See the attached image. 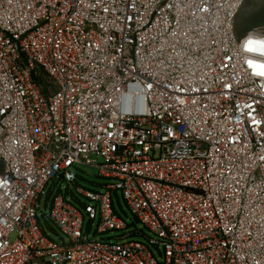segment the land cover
Returning <instances> with one entry per match:
<instances>
[{
    "label": "built area",
    "instance_id": "obj_1",
    "mask_svg": "<svg viewBox=\"0 0 264 264\" xmlns=\"http://www.w3.org/2000/svg\"><path fill=\"white\" fill-rule=\"evenodd\" d=\"M246 1L0 0V264H264V29L238 37ZM79 164L109 181L82 207L54 184ZM119 191L159 259L96 240L128 227Z\"/></svg>",
    "mask_w": 264,
    "mask_h": 264
},
{
    "label": "rangeland",
    "instance_id": "obj_2",
    "mask_svg": "<svg viewBox=\"0 0 264 264\" xmlns=\"http://www.w3.org/2000/svg\"><path fill=\"white\" fill-rule=\"evenodd\" d=\"M235 28L238 37H243L247 35L250 31L255 29H264V0H247L244 7L240 11L236 22ZM92 160H96L93 156ZM75 170L78 173L76 182H68L64 180H56L55 187L56 191L60 188L63 194L73 201V203L78 204L82 207L81 201L84 202L82 196L79 193L80 188H85L88 190L102 191L103 186H105L109 181L99 176L98 169L93 166H87L84 164H79L75 166ZM115 201V210L117 213L127 222L128 227L122 231H114L108 234H97L96 240L105 241H139L146 244L152 252L156 254L159 259L160 254L155 245L152 244L149 238L157 239V237L151 233L147 228L143 227L141 223L138 222L135 215L128 207L122 192L113 193ZM119 200V201H118ZM42 210L48 214L50 208L45 210V199L42 203ZM46 231L51 235L55 241H61V237L56 228L48 223H44ZM89 219L86 220L85 233L89 228ZM97 230V222L94 224L92 230L89 234V238L92 239ZM123 235H129L127 239H120Z\"/></svg>",
    "mask_w": 264,
    "mask_h": 264
},
{
    "label": "trees",
    "instance_id": "obj_3",
    "mask_svg": "<svg viewBox=\"0 0 264 264\" xmlns=\"http://www.w3.org/2000/svg\"><path fill=\"white\" fill-rule=\"evenodd\" d=\"M39 81L41 82V83H43V78L41 77V78H39ZM119 201V200H118ZM75 205H78V204H75ZM79 206V205H78ZM114 206H115V201H114ZM80 207V206H79Z\"/></svg>",
    "mask_w": 264,
    "mask_h": 264
},
{
    "label": "water",
    "instance_id": "obj_4",
    "mask_svg": "<svg viewBox=\"0 0 264 264\" xmlns=\"http://www.w3.org/2000/svg\"><path fill=\"white\" fill-rule=\"evenodd\" d=\"M74 174H77L76 172L74 173ZM60 180H64V178H63V176L62 175H60Z\"/></svg>",
    "mask_w": 264,
    "mask_h": 264
}]
</instances>
